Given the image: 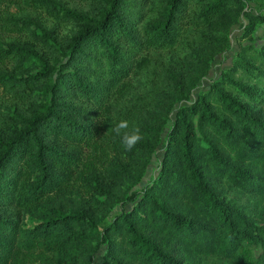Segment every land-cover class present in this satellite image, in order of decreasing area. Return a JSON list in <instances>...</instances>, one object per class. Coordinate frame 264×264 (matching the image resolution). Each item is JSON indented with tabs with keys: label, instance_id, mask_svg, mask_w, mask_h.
Returning a JSON list of instances; mask_svg holds the SVG:
<instances>
[{
	"label": "trees",
	"instance_id": "trees-1",
	"mask_svg": "<svg viewBox=\"0 0 264 264\" xmlns=\"http://www.w3.org/2000/svg\"><path fill=\"white\" fill-rule=\"evenodd\" d=\"M248 1L0 0V264H264V44L192 100Z\"/></svg>",
	"mask_w": 264,
	"mask_h": 264
},
{
	"label": "rangeland",
	"instance_id": "rangeland-1",
	"mask_svg": "<svg viewBox=\"0 0 264 264\" xmlns=\"http://www.w3.org/2000/svg\"><path fill=\"white\" fill-rule=\"evenodd\" d=\"M67 5H74L75 0H63ZM70 2V3H69ZM247 9L252 10L254 13H264V0H250L248 1ZM46 17L43 16V19ZM47 20V19H46ZM248 23V19L241 18L240 22L236 24L231 32V48L228 51L222 52L216 56L212 68L209 74L203 78L192 94V100L196 99L198 95L202 92H206L211 87L212 83L219 79L222 75V72L232 66L237 53L241 49L242 46L249 47L250 49L254 48H261L264 44V24L260 25L257 31L252 35V37L245 36V26ZM74 26L71 25H60V32L64 36L70 34L73 31ZM190 103V102H189ZM170 129V125L167 127L166 131L163 133V141H165L166 135ZM164 154L163 144H161L158 148L157 153L155 154L152 163L143 177L141 183H139L135 188L138 190H142L148 183H150L160 171V163L162 161ZM248 198L243 197L241 202L246 203ZM129 207V206H128ZM255 209V207H253ZM258 218L261 220V223H264V203L262 202L257 207ZM104 249L99 253L96 259L95 264L102 263V256H103Z\"/></svg>",
	"mask_w": 264,
	"mask_h": 264
},
{
	"label": "clouds",
	"instance_id": "clouds-1",
	"mask_svg": "<svg viewBox=\"0 0 264 264\" xmlns=\"http://www.w3.org/2000/svg\"><path fill=\"white\" fill-rule=\"evenodd\" d=\"M113 131L120 136L121 145L126 151H131L143 139L138 127L133 126L129 130V122L127 120L119 121Z\"/></svg>",
	"mask_w": 264,
	"mask_h": 264
}]
</instances>
